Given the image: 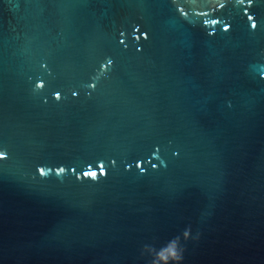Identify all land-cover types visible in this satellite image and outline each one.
<instances>
[{"label":"water","instance_id":"95a60500","mask_svg":"<svg viewBox=\"0 0 264 264\" xmlns=\"http://www.w3.org/2000/svg\"><path fill=\"white\" fill-rule=\"evenodd\" d=\"M0 151V264H264V0H0Z\"/></svg>","mask_w":264,"mask_h":264},{"label":"clouds","instance_id":"9594fccd","mask_svg":"<svg viewBox=\"0 0 264 264\" xmlns=\"http://www.w3.org/2000/svg\"><path fill=\"white\" fill-rule=\"evenodd\" d=\"M249 20H252V17H249ZM252 29H256V24L252 23ZM228 29L225 28V31ZM146 38V37H145ZM108 64H111V61H108ZM107 65L102 66V71L106 70ZM44 84L43 82H38L36 84L37 89H43ZM91 87L95 88V84L91 85ZM76 95V93H73ZM55 99L59 101L61 99V95L59 92L55 94ZM7 159V153L5 151H0V160ZM163 163V161L161 162ZM137 167L140 168L141 166L137 164ZM155 168L156 165H153ZM56 174L58 176L63 175L66 173V169L64 167H59L56 170ZM141 171L143 169L141 168ZM39 175L41 177H47L49 175V170L44 167H40L38 169ZM100 176L105 175V169L101 167L100 169ZM84 176H91L93 181L97 180V173L96 171H85ZM200 238V233L197 232L195 236L192 235L191 228H186L181 235H177L167 241L164 245L160 246L159 248L153 245H144L141 250V256L147 259V264H183L184 260V253L186 251L185 244L189 239L198 241Z\"/></svg>","mask_w":264,"mask_h":264},{"label":"snow or ice","instance_id":"6c2138e0","mask_svg":"<svg viewBox=\"0 0 264 264\" xmlns=\"http://www.w3.org/2000/svg\"><path fill=\"white\" fill-rule=\"evenodd\" d=\"M249 17H252V16H249ZM249 17H248V19H249ZM252 20H253V17H252ZM252 20H249V21H252ZM256 24V23H255ZM251 26H252V24H251ZM256 27H257V24H256Z\"/></svg>","mask_w":264,"mask_h":264}]
</instances>
